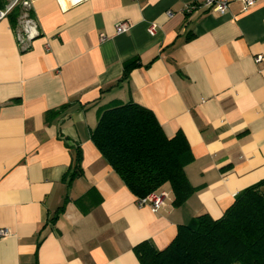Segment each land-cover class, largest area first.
<instances>
[{"label": "crops", "instance_id": "0c3cea01", "mask_svg": "<svg viewBox=\"0 0 264 264\" xmlns=\"http://www.w3.org/2000/svg\"><path fill=\"white\" fill-rule=\"evenodd\" d=\"M29 1L30 42L0 21V264H139L134 246L163 250L179 226L219 218L264 178V0L247 12L228 0L223 15L190 8L203 0ZM117 22L129 31L116 35ZM127 101L167 138L184 136L195 191L181 205L164 185L158 212L137 206L90 141L99 111ZM76 147L82 175L67 186Z\"/></svg>", "mask_w": 264, "mask_h": 264}, {"label": "trees", "instance_id": "16d2710c", "mask_svg": "<svg viewBox=\"0 0 264 264\" xmlns=\"http://www.w3.org/2000/svg\"><path fill=\"white\" fill-rule=\"evenodd\" d=\"M5 2L0 0V8ZM20 13V7L9 13L7 18L12 29L16 28ZM139 66L136 58L126 61L117 83L126 81L129 72ZM66 107L46 112L45 120L51 121ZM89 137L105 163L136 199L167 185L173 195L172 205L176 207L194 193L184 172L191 160L184 136L176 133L167 138L146 108L132 101L109 105L99 111ZM80 162L81 153L76 147L67 186L82 175ZM74 202L82 213L91 208L81 206L83 198ZM66 203L67 197L54 212L51 222L62 213ZM132 251L139 264H264V178L237 193L219 218L204 214L179 226L163 250L143 241Z\"/></svg>", "mask_w": 264, "mask_h": 264}, {"label": "built area", "instance_id": "2783aa9c", "mask_svg": "<svg viewBox=\"0 0 264 264\" xmlns=\"http://www.w3.org/2000/svg\"><path fill=\"white\" fill-rule=\"evenodd\" d=\"M78 0H71V3H75ZM257 0H239L241 4V11L247 12L250 8L254 6ZM29 0H6L3 7L0 8V21L6 19L9 13L15 8L20 7L21 13L17 19V34L16 38L20 44L28 43L32 38L37 35L36 25L34 21L29 16ZM202 8L205 11L214 12L218 15H223L227 11L228 0H203L200 5H192L190 8ZM170 16V12L167 13ZM130 24L128 22H117L114 25V33L116 35L125 34L130 29ZM155 30L154 25H150L147 28L148 33H153ZM104 39V36H100V40ZM261 56H256L255 62H260ZM166 198L165 192L157 191L149 194L148 196L136 199V205L146 206L150 209L152 213L158 212V210L164 205V200ZM9 232L5 229H0V238L6 237Z\"/></svg>", "mask_w": 264, "mask_h": 264}]
</instances>
